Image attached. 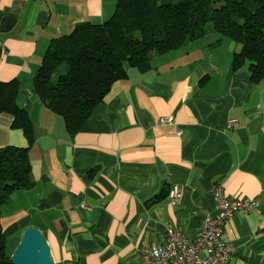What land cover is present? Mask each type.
<instances>
[{
    "label": "crops",
    "instance_id": "0c3cea01",
    "mask_svg": "<svg viewBox=\"0 0 264 264\" xmlns=\"http://www.w3.org/2000/svg\"><path fill=\"white\" fill-rule=\"evenodd\" d=\"M115 7L116 0H0V82L21 83L17 102L34 124L32 181L2 209L7 251L8 240L19 245L35 227L55 264H141L140 249L163 245L168 229L195 239L215 216L222 185L229 199L259 205L227 221L228 264H264V81H252L249 65L235 72L234 45L218 35L211 48L205 35L154 57L146 73L131 69L73 138L34 94L51 40L108 21ZM12 124L0 115V148H27Z\"/></svg>",
    "mask_w": 264,
    "mask_h": 264
},
{
    "label": "trees",
    "instance_id": "16d2710c",
    "mask_svg": "<svg viewBox=\"0 0 264 264\" xmlns=\"http://www.w3.org/2000/svg\"><path fill=\"white\" fill-rule=\"evenodd\" d=\"M209 23L222 38L241 45L233 56L235 72L249 65L252 81H264V0H116L108 21L82 24L51 40L34 79V94L64 120L73 138L114 83L126 80L131 69L148 72L154 57L203 38ZM220 44L219 39L210 47ZM20 89L18 80L0 82V115L12 116V127L28 143L27 148H0V264H12L2 209L32 181L34 124L18 105Z\"/></svg>",
    "mask_w": 264,
    "mask_h": 264
},
{
    "label": "built area",
    "instance_id": "2783aa9c",
    "mask_svg": "<svg viewBox=\"0 0 264 264\" xmlns=\"http://www.w3.org/2000/svg\"><path fill=\"white\" fill-rule=\"evenodd\" d=\"M237 125V121L229 122L230 127ZM180 197V189L174 188L171 198L177 201ZM214 197L216 214L204 219L195 239L168 229L163 245L154 243L140 249L141 264H228L233 249L223 238L227 221L236 213L257 211L259 205L252 199H229L222 185L217 186Z\"/></svg>",
    "mask_w": 264,
    "mask_h": 264
},
{
    "label": "water",
    "instance_id": "95a60500",
    "mask_svg": "<svg viewBox=\"0 0 264 264\" xmlns=\"http://www.w3.org/2000/svg\"><path fill=\"white\" fill-rule=\"evenodd\" d=\"M12 264H55L52 248L35 227L23 232L20 244L11 256Z\"/></svg>",
    "mask_w": 264,
    "mask_h": 264
},
{
    "label": "rangeland",
    "instance_id": "374dc122",
    "mask_svg": "<svg viewBox=\"0 0 264 264\" xmlns=\"http://www.w3.org/2000/svg\"><path fill=\"white\" fill-rule=\"evenodd\" d=\"M206 28H207V37H208L207 39L208 40H214V43H215L219 39L220 35L213 31V25L211 23H209ZM223 39H224L223 40L224 46H226L229 43V45H231V46L234 45L236 51L241 50V45L234 43L233 41L229 40L228 38H223ZM17 246L18 245L15 243L14 239L8 240V254L10 256H12V254L14 253Z\"/></svg>",
    "mask_w": 264,
    "mask_h": 264
}]
</instances>
